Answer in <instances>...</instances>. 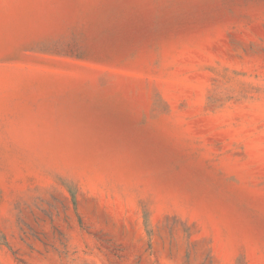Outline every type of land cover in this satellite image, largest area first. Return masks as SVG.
Wrapping results in <instances>:
<instances>
[{"label":"rangeland","instance_id":"obj_1","mask_svg":"<svg viewBox=\"0 0 264 264\" xmlns=\"http://www.w3.org/2000/svg\"><path fill=\"white\" fill-rule=\"evenodd\" d=\"M0 264H264V0H0Z\"/></svg>","mask_w":264,"mask_h":264}]
</instances>
